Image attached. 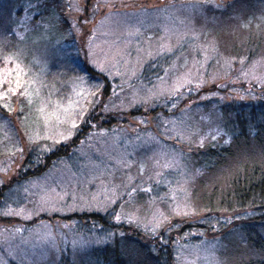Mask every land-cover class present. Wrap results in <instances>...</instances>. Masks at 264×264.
Segmentation results:
<instances>
[{
	"label": "rangeland",
	"instance_id": "1",
	"mask_svg": "<svg viewBox=\"0 0 264 264\" xmlns=\"http://www.w3.org/2000/svg\"><path fill=\"white\" fill-rule=\"evenodd\" d=\"M68 3L69 0H0V41H8L6 46L0 45V57L6 52L20 51L16 62L24 70L22 79L34 82L28 86L32 94L31 107L28 98L14 95L11 113L0 108V264H9V258L28 264H54V259L64 254V248L75 254V260L85 258L91 246L99 243L95 242L97 236L85 237L84 230H78L90 228L93 231L95 227L87 222H75L80 219L75 220L73 214L94 211L88 208L81 211L79 205L85 202L102 205L115 186H120L118 192L122 199L114 207L110 206L106 214L113 218L116 212H122L125 217L131 215L133 222L124 219L117 223L110 218L109 223L130 226L119 232L133 236L128 237L131 243L128 247L138 250L142 264H160L164 258H171L169 264H211L205 249L214 242L227 245L230 262L255 253L264 259V253L253 252L245 238H239L233 229L252 222V218L240 210L209 217L201 210L192 197L195 192L192 183L200 175H206L199 174L198 167L186 164L184 159L189 151L200 148L201 137L204 144L211 141L217 128L220 135L216 141H219L223 133V106L264 100V86L256 79L264 76V22L259 19L264 15V0H111V8L105 5V0H86L87 11L82 13L70 12ZM80 3L85 4V0ZM97 3L100 7L93 13L92 6ZM198 3L201 6H193ZM217 3L224 7H215ZM141 8L145 9L143 13ZM250 19L251 28H243ZM73 20H77L76 27H72ZM129 25L140 29L137 36H128ZM194 35L198 38L194 39ZM180 37L185 38L179 40ZM213 37L221 41L219 55L208 53L212 58L205 61L201 45L206 38ZM89 43L94 53L91 58L87 56ZM161 43L174 45L175 50L172 52L175 59L169 60L165 67L169 72L162 86H172L185 73H191L194 80L202 75L208 81L200 89L182 95L179 101L173 100L175 109H171L170 104L150 106L139 102L147 95L148 88L159 83L154 77L141 79L139 76L149 59V51L156 56ZM232 57L235 59L231 60ZM241 57L245 58L244 63ZM225 58L230 60L229 64H225ZM91 61L103 62L108 71H99ZM12 66L11 62L7 65ZM5 67L0 59V69ZM87 67L99 72V76L90 75ZM109 72L121 75L113 78ZM245 72L247 77L243 75ZM160 76H165V71ZM77 77H83L84 83H79ZM0 78H3L2 73ZM11 78L14 85L15 72ZM95 83H102L106 89L102 91L103 102L96 107L99 112L94 116L99 128L91 131L92 139H86L83 144L79 142L80 135L88 134L82 127L75 137L79 139L73 157L59 159L44 172L22 179L26 168L32 167L30 163L23 165L30 150L26 133L45 134L44 117L38 109L44 105L51 113L58 104L67 107L69 99L83 101L76 93L95 91L91 88ZM6 87L7 84L3 85ZM134 99L138 102L133 105ZM3 103L5 101L0 99V104ZM105 103L108 111L104 110ZM140 117L145 118L143 123ZM165 120L169 121L167 125ZM172 121L177 131L165 132V128L174 127ZM149 134L154 139L149 140ZM180 135L185 139L180 140ZM224 138L223 141L228 140L227 136ZM49 142L52 144L51 140ZM250 142L253 143L254 138ZM261 144L256 145L253 152L247 148L263 159L264 143ZM19 148L24 149L23 158L16 151ZM128 161L132 162L131 167H125ZM141 163L145 166L142 174ZM165 163H171L172 167L164 168ZM129 176L134 178L130 184ZM125 184L128 186L124 187ZM181 188L187 191L181 192ZM45 193L53 198L63 196L67 205L74 203L75 196L77 207L74 211L55 214L40 212L37 202ZM185 199L194 207L196 216L174 215L176 203ZM22 208L26 214L32 212L33 215L26 219L6 214ZM158 212L171 218L172 228L171 231L165 229L162 237H153L138 223L143 225ZM47 224L52 228H45ZM14 228L20 231L13 232ZM111 229L102 233H114ZM47 231L53 233L54 241L45 238ZM74 240L88 243L74 246ZM156 248H161L163 254L157 253Z\"/></svg>",
	"mask_w": 264,
	"mask_h": 264
},
{
	"label": "trees",
	"instance_id": "2",
	"mask_svg": "<svg viewBox=\"0 0 264 264\" xmlns=\"http://www.w3.org/2000/svg\"><path fill=\"white\" fill-rule=\"evenodd\" d=\"M164 55V57L163 55H156L153 58H149L142 66L139 77L141 79H150L160 76L164 72L168 61L175 59V54L173 53ZM153 65H156V67H153ZM86 70L90 75L99 76V72L90 67H87ZM104 89H106V86H104ZM25 110L26 108L24 107L23 112ZM98 112V109L95 108L88 117L89 123L82 126L85 131L88 130V133L99 128L94 116ZM221 112L224 117V123L222 124L223 133L221 138L218 139L219 141L212 139L205 143L203 147L198 148L197 151H189L188 155L184 156L186 164L195 165L200 171L199 174L206 175H200L196 182L192 183L195 191L192 197L198 206L201 207V210H207V217L211 214L217 216L224 212L230 214L234 213L235 210L243 211L252 218V222H244L234 226L233 229L238 233L239 238H245L253 252L264 253V229L261 231L259 228V226L264 228V157L262 159L257 153L254 152L255 154H253L248 150L249 148L252 151L257 146H262L261 143H264V100H254L251 103L238 102L234 105L226 104L221 108ZM226 113H229V116ZM91 125H96V127L93 128ZM87 135L86 137L84 134L80 135V139L78 138L79 142L81 140L85 141ZM225 136H227V141H229L227 144L223 141ZM253 138L254 142L251 143L250 139L253 140ZM78 139L74 137L70 142L61 143L51 152L41 153L38 147L29 150L25 155L23 165L26 166L27 163H30L32 167L26 168L22 179L44 172L59 159H65L68 156L73 157L75 153L73 149L77 147ZM47 142L49 146L52 145L49 141ZM254 143H257V146ZM73 217H76L74 218L75 220L80 219L75 222L83 221L92 226L96 225L93 231L90 228L78 230H84L82 235L85 237L88 235H104L108 231L103 234L102 230H107L111 227L114 236L111 240L91 246L85 253V258H78L77 260L74 259L75 254L72 255L71 251L64 248L61 243L60 249L64 248L66 250L58 258L59 260L57 258L54 259L56 260L54 264H129L126 248L131 244L128 242V237L133 238V236L128 233L127 235L122 231L119 232V230L125 229V227L130 228V226L124 223L110 224L109 219L111 217L107 216L106 213L94 211L74 212ZM107 217L108 219H106ZM64 219L68 222L71 220L68 218ZM160 243L161 241L159 240V245L162 247L163 245ZM72 249H74L73 246ZM156 249L157 253L163 254L161 248ZM150 251L152 252V250ZM9 259V264H28L27 261ZM170 259L164 258L159 263L169 264ZM233 261H235V264H264V259L260 258L256 253Z\"/></svg>",
	"mask_w": 264,
	"mask_h": 264
},
{
	"label": "snow or ice",
	"instance_id": "3",
	"mask_svg": "<svg viewBox=\"0 0 264 264\" xmlns=\"http://www.w3.org/2000/svg\"><path fill=\"white\" fill-rule=\"evenodd\" d=\"M105 5L109 8L113 7V4L111 3V0H105ZM194 7L201 6L199 3L196 5H193ZM100 7L99 3L94 4L92 6V12L95 13L98 8ZM217 8L224 7V5L217 3L215 5ZM68 9L70 12L75 11L77 13H82L87 11L86 7V0L85 4H81L80 0H69L68 3ZM145 9L141 8L140 12L143 13ZM125 16L127 17L128 14L125 13ZM262 22H264V15H262L259 18ZM87 23V21H85ZM251 19L244 25H242L243 28H251ZM77 20L72 21V27H76ZM259 24L257 25L258 33L259 35ZM79 31V29H77ZM167 31V29L165 30ZM140 32V29L138 27H135L133 25H129L128 30V36L133 37L137 36ZM94 34V33H93ZM9 35H12V33H9ZM15 35H19V33H15ZM185 37H180L179 40H183ZM194 39L198 38L197 35L193 36ZM151 39V38H149ZM91 40V37L89 38ZM179 42V41H178ZM8 41L6 39L0 41V45L6 46ZM221 41L217 37H213L211 39H205V42L203 45H201V49L205 54V61L210 60L212 57L208 55V53H212L215 55H219V49H220ZM86 47L89 49L87 52V56L91 58L94 53L92 52L91 48L92 45L89 43L86 45ZM174 45L171 44H165L161 43L158 48V52L156 53L157 56L164 55L165 53L171 54L173 52ZM20 51H13V52H6L0 57V59L3 60L6 67L4 69H0V73L3 74V78H0V99L4 100L5 103L0 104V108L7 109L9 113L13 111V108L11 106V98L12 96H23L28 98L29 101V107L32 105V94L28 90V86L32 85L33 81H25L22 79V75L24 74V70L21 67L20 63H17L20 59ZM149 58H153V53L149 51L148 53ZM235 57H232L231 60H234ZM241 63L245 62V58H240ZM11 62L13 64L12 67H7L8 63ZM95 64V66L98 68L99 71L105 72L108 71L105 64L103 62H97V61H91ZM230 60L228 58H225V64H229ZM255 61L253 62V67L255 66ZM153 67H156V65H153ZM173 69L175 68V65L172 66ZM165 76H156V80L159 82L157 85H153V87L147 89V95L141 98L139 102H143L148 105H154L162 103L165 106L171 105V109H175L176 104L172 103L173 100L179 101L181 96L184 95L187 92H191L196 89H200L202 85L208 81H205L203 79V76L200 75L199 79H193L191 76V73H185L182 77H179L176 79V81L173 83L172 86H162L165 85V82L167 80L168 76V69H165ZM15 72L16 74V80L15 84L13 85L12 81V73ZM121 75L119 72L111 73L109 72L110 77H115ZM132 75H135V72L132 73ZM199 75V73H198ZM245 77H247L248 73H243ZM258 83L262 86H264V76L256 77ZM76 80L79 83H84L83 77H77ZM7 84L8 87L3 88V85ZM195 86L193 88L192 86ZM217 87H223V85H217ZM251 87V85L249 86ZM92 89H95V91L88 90L87 92H84L83 90L80 93H76L78 97H83V101L77 100L72 101L69 99L68 106L65 107L63 104H58L57 108L54 109L51 113L46 111V108L44 105H42L38 111L40 114L44 117V131L45 134L41 136L39 132H37L35 135L28 134V147L30 150H33L35 148H39V151L41 153L43 152H51L54 150V148L61 144L70 142L73 140L74 137L80 134L81 128L84 124L89 123L88 117L91 114L92 111L95 110V108L103 102L102 100V91L104 88V85L102 83H95L91 85ZM23 89V90H22ZM39 93V90L37 89V95ZM115 95V93H113ZM214 95V94H213ZM135 97V94H134ZM138 101L136 99L133 100V105L136 104ZM192 102L189 101V104ZM133 105H130L133 106ZM22 110V109H21ZM104 110L108 111V105L105 103ZM140 122L143 123L145 121L144 117H140ZM53 120L55 121V124H53ZM169 121L165 120L164 124L167 125ZM174 127L169 130L165 128V132L172 131L176 132L177 129L175 127V121H172ZM93 128L96 127V125H91ZM101 133H103V129L100 130ZM216 135L212 136L213 140H216V137L220 135V129L217 128ZM94 133L89 132L87 135V139L91 140ZM180 140L185 139L183 135H180L178 137ZM139 140L140 137H137ZM149 140L154 139V137L149 134L148 137ZM51 140L52 145L49 146L47 141ZM19 142V141H18ZM84 141L81 140V144H83ZM225 143H229V141H225ZM204 146V138L201 137L200 141V147ZM21 155V158L24 156V149L19 148L16 149ZM262 154H264V147L261 149ZM120 163V161H118ZM158 164V162H157ZM132 162L128 161L125 162V167H131ZM164 168H170L172 167L171 163H165L163 165ZM145 170V166L143 163L140 165V173L142 174ZM157 175H160V173H157ZM133 177H128V183L130 184L133 181ZM190 179V177H189ZM187 182V181H186ZM124 187H127L128 184L123 185ZM120 186H115L111 195L105 197V201L102 205H94L90 202H85L84 204L79 205L80 210L83 211L85 208H88L89 210L94 211H104L105 213L108 212L109 207H114L116 203L119 202L120 199H122V194L118 192ZM135 191V189H133ZM181 192H186L187 190L185 188L180 189ZM75 196H73L74 203L72 205H67V201L63 196H58L57 198H53L47 193L42 195L40 197V200L37 202V208L40 212H48L50 214H55L58 212H65V211H74L77 207L75 203ZM83 199V198H81ZM175 199V198H174ZM95 200V198H93ZM59 205V206H58ZM207 211V210H205ZM173 213L176 216H196V212L194 207H192L189 200L185 199L182 203H176L175 208L173 209ZM6 214H14L16 216H24L26 219L29 218L31 215H33L32 212L25 213V210L22 208L20 210H10L9 213ZM113 219L119 223L124 219H127L129 223L133 222V217L131 215H128L125 217V215L122 212H116ZM239 219V217H237ZM43 223V222H42ZM45 228L51 229L52 225L47 224L44 225ZM138 226H142L146 232H149L153 237H156L157 235L163 236V232L165 229L171 231L172 224H171V218L167 215H165L163 212H158L154 214L153 218L149 220L148 222L144 223L143 225H140L138 223ZM63 227H70V225H63ZM96 227V225H94ZM19 228H14L13 232H19ZM123 235V233H121ZM185 235H188L187 233ZM114 236V233L106 232L103 236H97L95 238L96 243H102L106 242L107 240L111 239ZM45 238L49 239L50 241H54L55 237L51 231H47L45 233ZM77 243H80L81 245L88 243V241L80 240V241H73V245L75 246ZM202 244L204 242H201ZM205 252L208 256L211 257V264H230L229 261V253H228V247L227 245H218V242H214L210 245H208L207 249H205ZM219 253V254H218ZM126 254L129 257V264H141V262L138 259V250L135 247L129 246L126 248ZM190 264H194V262H190ZM231 264H235V261H232Z\"/></svg>",
	"mask_w": 264,
	"mask_h": 264
}]
</instances>
